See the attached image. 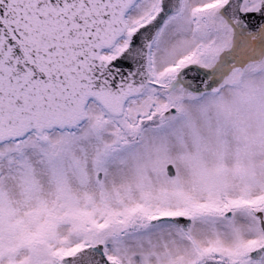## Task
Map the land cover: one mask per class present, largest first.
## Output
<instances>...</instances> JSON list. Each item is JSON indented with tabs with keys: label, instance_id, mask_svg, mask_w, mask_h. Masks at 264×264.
I'll use <instances>...</instances> for the list:
<instances>
[{
	"label": "snow or ice",
	"instance_id": "6c2138e0",
	"mask_svg": "<svg viewBox=\"0 0 264 264\" xmlns=\"http://www.w3.org/2000/svg\"><path fill=\"white\" fill-rule=\"evenodd\" d=\"M0 264H264V0H0Z\"/></svg>",
	"mask_w": 264,
	"mask_h": 264
}]
</instances>
